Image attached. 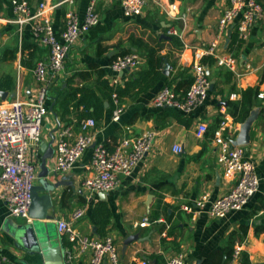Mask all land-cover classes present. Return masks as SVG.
Listing matches in <instances>:
<instances>
[{
	"label": "crops",
	"instance_id": "crops-1",
	"mask_svg": "<svg viewBox=\"0 0 264 264\" xmlns=\"http://www.w3.org/2000/svg\"><path fill=\"white\" fill-rule=\"evenodd\" d=\"M40 1H31L33 10ZM46 1L57 5L52 17L55 31L60 35L65 27L66 13L74 10L84 19L91 0ZM167 1L179 5L178 19H169L154 5L148 7L143 15L126 17L120 0H97L100 22L74 45L58 85L50 89L49 108L54 103V109L58 112L50 113L44 120L42 141H50L51 132L59 125H70L75 132L79 131L83 108L69 106V111H64L54 98V88L63 85L65 89L68 84L74 87L94 84L97 75L92 70L93 66L104 69L105 78L110 81L116 75L111 69L113 58L125 52L142 53L143 49L139 46L143 42L144 45H160L161 53L168 54L176 62V67H170V75L171 72L175 74L179 67H189L197 49L207 50L211 47L217 39L219 18L227 1ZM259 1L264 7V0ZM2 3L0 15L13 19L15 15L11 0H3ZM171 26L181 33V49L169 34ZM17 28L14 23L0 22V82L7 85L8 77L13 81L14 90L2 89L9 94L16 93L15 97L9 96L7 99L19 97L29 100L36 88L32 68L36 61L48 57V49L35 42L30 25L25 27L22 38ZM229 31L231 37L228 41ZM235 31L237 22L220 40L217 52L233 54L242 64L250 63L252 68L245 70L240 65L237 70L242 75L238 76L216 62L207 64L212 87L205 103L185 115L188 123L158 116L162 109L154 106L153 99L164 87L165 76L136 99L127 98L119 121L112 120L113 108L108 101L105 102L104 116L97 121L94 129L96 143H104L109 149H114L124 137L138 136L150 129L158 132L150 152L130 175L122 177L116 190L89 193L84 188V179L90 175L92 148L84 153L71 171L49 174L48 180L55 189L52 192L53 208L49 211L54 219L48 221V227L53 239L63 247L64 255L69 243L66 236L58 233L57 219L68 217L75 208L85 207V216L76 223L79 233L104 237L100 234V226L94 215L95 208L103 203L111 212L106 235L114 237L121 264H140L141 260H147L149 264H166V258L176 252L185 253L186 264H203L213 250L228 246L232 232H236L234 248L241 245L242 251L249 255L250 264H264V98L259 94L247 117L251 120L250 141L244 145L247 156L256 163L258 191L242 210L232 211L224 218H212L206 212L212 201L227 193L235 184V181L224 178L223 169L217 162L214 131L224 117L232 116L229 103L241 100L243 90L258 87L259 93L264 92V15L256 21L247 39L240 40L238 37L242 41L240 48L231 51L229 45ZM138 69L119 73L121 85ZM234 121L238 129L233 133L232 140L239 136L244 123ZM199 122L208 124V130L202 136L197 135ZM177 146L182 147L181 152L176 151ZM30 155L34 156L32 150ZM41 155L40 144L39 166ZM48 166L53 167V159L48 161ZM204 195L208 200L202 212L194 215L182 210V205L194 203ZM145 218L149 219V224L143 226L141 223ZM28 221L12 216L7 203L0 199V255L7 264L44 263L42 255L31 253L14 239L18 226ZM131 235H138L140 240L125 246V239ZM226 259L225 255L224 261ZM89 260L90 254L86 253L65 263L90 264ZM228 264H239V260H231Z\"/></svg>",
	"mask_w": 264,
	"mask_h": 264
},
{
	"label": "built area",
	"instance_id": "built-area-1",
	"mask_svg": "<svg viewBox=\"0 0 264 264\" xmlns=\"http://www.w3.org/2000/svg\"><path fill=\"white\" fill-rule=\"evenodd\" d=\"M32 0H11L14 12L13 19L0 15V22H11L17 25L20 38L25 27L31 26L32 36L36 43L48 49V57L36 61L32 74L36 88L29 100L19 97L0 99V199L8 205L12 216L23 217L31 221L29 210L32 204L33 186L40 180L39 155L43 140V123L48 114L52 113L48 105L49 92L58 85L59 78L65 72L68 55L73 46L93 26L100 22L97 11V0H91L84 19L74 10L65 15V27L58 35L53 24V11L57 7L46 0L39 2L33 10ZM227 6L218 22L217 39L207 50L197 49L194 61L190 65L193 82L184 94L173 87L164 86L156 94L153 104L156 108L175 107L184 115L203 105L211 89V80L204 56H214L216 63L241 76L237 68L241 65L250 70V63L242 64L233 54L217 52L220 40L228 29L237 22L239 38H248L251 29L258 19L264 15V7L259 0H226ZM126 17L143 15L151 5L157 6L171 20L180 17L179 5L167 0H120ZM169 34L181 38L176 27L169 28ZM145 61L144 56L132 51L118 55L111 63V69L116 75L110 79L114 87L121 85L119 73L138 69ZM264 98V92L259 93ZM115 107L112 110V120L119 121L124 106L119 102L117 92L113 93ZM97 121L93 117L83 118L79 122V131L73 127L59 125L55 130L53 142V167L50 173L54 175L71 171L82 159L84 153L92 148L90 175L84 179V188L89 193H107L116 190L122 177L130 175L135 167L143 161L152 149L157 130L150 129L138 136L122 138L114 149H109L104 143H96L94 129ZM232 116L224 117L214 131L213 142L216 145L217 162L223 169L227 181L235 184L224 195L212 201L207 213L212 218H224L232 211L242 210L254 197L259 188V177L256 163L247 156L244 145L233 146L232 136L238 129ZM208 130L206 122H199L197 135L202 136ZM181 152L182 147L177 146ZM33 151L34 156L30 155ZM207 195L191 204L182 205V210L197 214L206 208ZM264 211V203H263ZM86 214L85 207L75 208L68 217L57 219V230L66 236L69 245L66 248L64 260L71 262L75 257L90 254V264H121L119 249L112 235L104 237L88 236L79 233L76 223ZM149 224L145 218L141 223ZM241 245L234 248L232 261H238L241 255ZM0 264H7L0 255ZM140 264H149L141 260ZM166 264H186V255L176 252L166 258Z\"/></svg>",
	"mask_w": 264,
	"mask_h": 264
},
{
	"label": "trees",
	"instance_id": "trees-1",
	"mask_svg": "<svg viewBox=\"0 0 264 264\" xmlns=\"http://www.w3.org/2000/svg\"><path fill=\"white\" fill-rule=\"evenodd\" d=\"M2 2L3 0H0V11L3 10ZM172 36L175 38V43L181 49L183 45L180 42L179 37L174 35ZM238 37V32L235 31L229 45V49L231 51H236L240 48L242 44V41L240 40L242 39L239 40ZM142 44L143 45H140L139 47L143 49L141 54L145 58V63L137 71H135L127 81H125L124 85H119L117 87L112 86L110 81L105 78L106 71L98 66H93L92 70L97 75V79L94 84H84L76 87L68 84L65 89L63 88V85L54 88V98L57 100V104H59V106L66 112L69 111V106H73L75 108L82 107L83 111L81 112L80 119L93 117L96 121H99L104 116L105 102L108 101L112 108L115 107L113 102L114 92H117L119 102L123 104L127 98L136 99L140 94L153 88L164 76L166 77L164 86L173 87L177 92L184 94L193 82V75L191 73L190 66L179 67L175 74L171 72L170 75L168 74V76H166L164 73L166 63L168 62L170 67L174 68L176 67V62L172 61L168 54L161 53L162 47L160 45H144L143 42ZM126 53L128 52L123 54ZM209 56L204 57L202 61L205 64L212 65L216 62V59ZM116 57H114L113 60ZM8 78V84L4 85L0 82V88L14 90L13 81L10 77ZM258 94V87H249L242 91L241 100L229 103L231 115L236 121H245L253 109L254 102L258 97ZM53 112L57 113L58 111L56 112L54 109ZM158 116L163 117L164 119L172 117L181 123H188L184 113L175 107L163 108L162 112ZM94 215L97 220V224L100 226L101 236H106V227L110 223L111 218L109 208L106 204L101 203L100 206L95 208ZM243 228L246 229V227ZM244 231L245 230L241 231V233ZM235 243L236 232H232L228 239V246L223 249L213 250L203 264H228L232 260ZM225 255L227 256V259L224 261ZM239 264H250L247 252H241Z\"/></svg>",
	"mask_w": 264,
	"mask_h": 264
},
{
	"label": "water",
	"instance_id": "water-1",
	"mask_svg": "<svg viewBox=\"0 0 264 264\" xmlns=\"http://www.w3.org/2000/svg\"><path fill=\"white\" fill-rule=\"evenodd\" d=\"M231 37V31L228 33ZM164 38H169L166 35H162ZM170 64L167 62L164 68V73L169 74ZM212 87V84H211ZM16 93L9 94L8 91L0 89V98L5 100L9 96L15 97ZM54 103L50 106V111L53 112ZM56 130V129H55ZM54 131L51 132L50 141L41 142V162H40V183L33 186L32 189V204L30 206L29 215L31 221L23 223L18 226L14 235L15 241L26 250L31 253H39L42 255L43 264H66L64 260L63 247L54 240L50 234L48 221L54 219V215L49 211L53 208L52 192L55 186L48 180L50 174V168L48 167V161L54 156L53 142L55 138ZM251 120L246 118L241 125V131L239 136L234 139L233 146L246 145L250 141ZM96 231V227L94 228ZM135 240H140L138 235H131L124 241V245L127 246Z\"/></svg>",
	"mask_w": 264,
	"mask_h": 264
},
{
	"label": "rangeland",
	"instance_id": "rangeland-1",
	"mask_svg": "<svg viewBox=\"0 0 264 264\" xmlns=\"http://www.w3.org/2000/svg\"><path fill=\"white\" fill-rule=\"evenodd\" d=\"M74 47V46H73ZM72 50V49H71ZM49 115V114H48ZM44 131V130H43Z\"/></svg>",
	"mask_w": 264,
	"mask_h": 264
}]
</instances>
